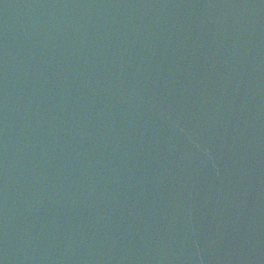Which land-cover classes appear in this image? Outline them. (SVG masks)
<instances>
[{"label":"water","instance_id":"obj_1","mask_svg":"<svg viewBox=\"0 0 264 264\" xmlns=\"http://www.w3.org/2000/svg\"><path fill=\"white\" fill-rule=\"evenodd\" d=\"M0 264H264V0H0Z\"/></svg>","mask_w":264,"mask_h":264}]
</instances>
